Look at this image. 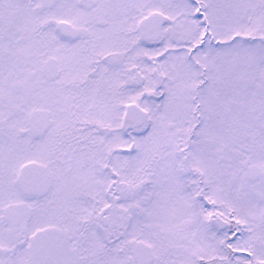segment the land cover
Masks as SVG:
<instances>
[{
    "label": "snow or ice",
    "instance_id": "1",
    "mask_svg": "<svg viewBox=\"0 0 264 264\" xmlns=\"http://www.w3.org/2000/svg\"><path fill=\"white\" fill-rule=\"evenodd\" d=\"M0 264H264V0H0Z\"/></svg>",
    "mask_w": 264,
    "mask_h": 264
}]
</instances>
